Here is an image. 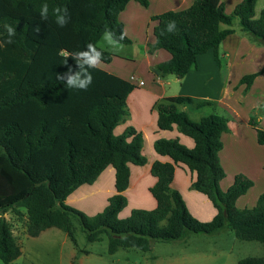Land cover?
<instances>
[{
    "label": "trees",
    "instance_id": "obj_1",
    "mask_svg": "<svg viewBox=\"0 0 264 264\" xmlns=\"http://www.w3.org/2000/svg\"><path fill=\"white\" fill-rule=\"evenodd\" d=\"M131 1L149 6V0H0V42L7 38L4 25L16 29L13 43L0 47V185L11 187L9 193L0 194V264H14L22 255L5 218L8 212L21 215L22 210L30 237L58 228L77 246V222L89 242L106 235L110 254L119 248L148 252L154 240L178 241L190 234L211 235L223 230L264 245V194L254 207L240 209L237 200L254 182L238 175L227 191L220 187L226 176L220 152L228 119L212 114L198 122L192 120L181 109L194 103L191 97L165 98L156 108L160 129L171 130L176 125L195 146L189 148L179 139L155 141V151L172 160L156 161L151 168L157 182L150 192L157 207L134 209L128 217H120L128 206L124 192L130 185V164L147 163L142 133L133 127L115 133L130 115L127 100L135 85L99 66L90 70L93 82L86 91L67 88L57 74L69 68L79 70L71 56L61 53L82 50L87 43L103 51L102 63H111L114 54L98 43L105 29L113 31L116 38L124 32L119 15ZM45 3L47 20L40 16ZM256 5L257 0H242L229 15L222 0H195L187 8L154 16L156 41L149 53L164 49L172 56L158 64L157 71L162 76L183 78L197 68V57L209 50L220 65L219 47L234 33L221 25H232L233 17L239 18L243 32L264 44V9L257 16ZM58 15L66 16L64 27L56 24ZM169 21L176 22L174 32L167 31ZM121 43H129L126 35ZM263 71L244 77L242 82L250 87ZM251 123L256 126L254 117ZM257 133L264 145V130ZM178 164L196 173L191 187L206 195L217 209L212 220L204 222L193 216L182 194L172 187ZM109 166L116 172L117 193L102 212L89 216L66 203L77 188L95 183ZM240 264H264V256L248 257Z\"/></svg>",
    "mask_w": 264,
    "mask_h": 264
},
{
    "label": "crops",
    "instance_id": "obj_2",
    "mask_svg": "<svg viewBox=\"0 0 264 264\" xmlns=\"http://www.w3.org/2000/svg\"><path fill=\"white\" fill-rule=\"evenodd\" d=\"M194 1L149 0L148 7L137 1L129 2L119 15V20L123 23L124 33L129 39V43L122 44L131 48V54L114 53L106 46V49L114 54L113 60L111 63L101 62L99 65L103 70L135 85L127 100L130 115L115 129V133L120 135L129 127H133L144 137L143 154L147 158V163L143 166L130 164V185L124 195L128 199V206L133 196L146 195L143 204L147 208L132 209L127 206L126 211L120 213L122 218L128 217L134 209L153 210L157 207V201L150 192L157 182L151 168L156 161L165 163L172 160L155 151V141L179 139L189 148L195 146V141L182 134L176 125L171 130L159 128L156 105L169 97L184 96L194 99L193 104L183 105L181 109L196 122L212 114L228 119V130L222 135L223 149L220 152L226 176L220 182V187L227 191L238 175H244L254 182L246 194L237 200V207L252 208L264 194V145L259 143L257 133L258 129L264 130V44L243 32L239 18L233 17L232 25H221V29H233L234 33L227 36L219 47L220 65L215 60L214 51L209 50L197 57V68L191 70L185 77L178 78L173 74L162 76L156 66L170 60L171 54L164 49L149 53V48L156 41L153 31L157 22L153 17L167 11L187 8ZM222 2L225 12L232 15L242 0ZM263 9L264 0H257L256 15L259 16ZM261 71L263 72L254 79L250 87L242 82L244 77ZM143 74L151 80L148 88L140 79ZM140 82H143L142 86ZM199 102L213 104L199 106ZM252 117L257 121L256 126L251 123ZM105 171L108 173L103 178ZM105 171L95 183L77 188L66 203L76 209L89 211L91 216L96 215L95 212H90L93 209L91 205L95 203L102 212L108 205L109 198L117 193L115 169L109 166ZM195 180V172L183 164L176 165L172 187L182 194L191 214L207 222L214 218L217 209L206 195L192 189Z\"/></svg>",
    "mask_w": 264,
    "mask_h": 264
},
{
    "label": "rangeland",
    "instance_id": "obj_3",
    "mask_svg": "<svg viewBox=\"0 0 264 264\" xmlns=\"http://www.w3.org/2000/svg\"><path fill=\"white\" fill-rule=\"evenodd\" d=\"M102 44L101 39L98 45L101 47ZM103 48L106 49V46ZM120 53L131 54V48L125 46L118 54ZM140 79L147 84V88L150 87L151 80L146 74H143ZM106 173L108 171L103 173V178ZM10 189L11 187L4 183L0 185V194H6ZM145 194H147L146 191ZM145 196H133L128 207L147 208L143 204ZM96 205L95 203L91 205L93 209L90 212L95 214L101 212L100 207ZM78 210L89 216L92 215L89 211ZM125 211L126 209L123 213ZM22 213L21 215L14 212L5 214L13 234L23 247V254L14 264H240L242 259L264 256L262 243L239 239L230 230L211 235L190 234L178 241L154 240L148 252L137 248H119L115 254H110L106 235H103L100 241L89 242L81 225L77 222H74L77 246L64 231L58 228H49L38 237H30L27 232L25 210H22Z\"/></svg>",
    "mask_w": 264,
    "mask_h": 264
},
{
    "label": "clouds",
    "instance_id": "obj_4",
    "mask_svg": "<svg viewBox=\"0 0 264 264\" xmlns=\"http://www.w3.org/2000/svg\"><path fill=\"white\" fill-rule=\"evenodd\" d=\"M59 13V9L56 10ZM48 5L45 3L41 6L40 16L43 20L48 19ZM67 23L65 15H58L56 19V24L59 27H64ZM5 31L7 33V38L0 42V47H3L5 44H12L13 37L16 35V29L11 25H4ZM176 29V22L169 21L167 24V31L174 32ZM35 31H39V28H36ZM125 33L121 32L119 38H116V34L108 29L102 33V41L103 44L101 48L107 46L109 50L114 53L122 52L124 49V45L121 41L125 38ZM66 58L71 56L77 64L78 71L73 72L71 68H69L68 72L64 74H57L58 80H63L69 89H77L86 91L93 82V75L90 71L91 69H96L103 58V51L98 50L97 45L93 43H87L82 50H77L72 53H61ZM66 63V60H65Z\"/></svg>",
    "mask_w": 264,
    "mask_h": 264
},
{
    "label": "built area",
    "instance_id": "obj_5",
    "mask_svg": "<svg viewBox=\"0 0 264 264\" xmlns=\"http://www.w3.org/2000/svg\"><path fill=\"white\" fill-rule=\"evenodd\" d=\"M143 85V82H140V86H142Z\"/></svg>",
    "mask_w": 264,
    "mask_h": 264
}]
</instances>
